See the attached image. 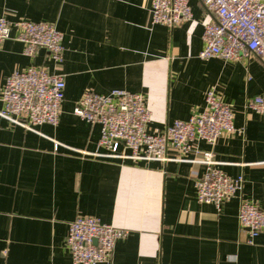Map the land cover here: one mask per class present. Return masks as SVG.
I'll list each match as a JSON object with an SVG mask.
<instances>
[{
	"label": "crops",
	"instance_id": "obj_1",
	"mask_svg": "<svg viewBox=\"0 0 264 264\" xmlns=\"http://www.w3.org/2000/svg\"><path fill=\"white\" fill-rule=\"evenodd\" d=\"M151 4L0 0V17L52 24L65 49L58 67L45 50L25 56L13 33L0 47V111L1 89L17 71L45 67L66 82L57 127L27 130L0 117V264H74L69 225L85 216L128 232L109 264H264V232L248 243L239 195L220 210L198 201L196 179L206 166L194 155L183 162L135 160L123 149L114 155L100 148V127L74 115L88 92L126 90L144 95L149 130L159 134L201 113L215 88L242 132L200 149L213 150L224 174L243 176L242 198L264 210V116L246 108L264 97V65L202 61L209 18L199 0H189L193 21L174 29L152 25Z\"/></svg>",
	"mask_w": 264,
	"mask_h": 264
},
{
	"label": "built area",
	"instance_id": "obj_2",
	"mask_svg": "<svg viewBox=\"0 0 264 264\" xmlns=\"http://www.w3.org/2000/svg\"><path fill=\"white\" fill-rule=\"evenodd\" d=\"M209 21L204 25L202 61L221 59L227 63L256 60L264 65V0H199ZM152 25L174 29L193 21L189 0H152ZM15 34L24 45V55L34 58L40 50L60 66L64 61L63 34L52 24L0 17V47ZM66 82L61 74L45 67H29L6 79L1 89L3 109L0 117L27 130L51 125L57 127L63 113ZM247 110L264 116V97L247 103ZM74 115L91 126L100 127V148L118 155L129 151L135 160L183 162L190 155L206 166L196 179L198 201L214 205L241 198L239 223L248 234V243L264 232V210L242 198L243 176L232 178L217 166L213 150L203 151L200 144L214 148L223 138L241 133L235 127V113L215 88L205 94V109L194 112L188 121L176 120L164 132L151 133L152 112L144 95L114 90L108 95L86 93ZM58 148V145H56ZM124 153V152H123ZM128 232L104 224L94 217H78L69 225L67 247L74 264L112 263L116 243Z\"/></svg>",
	"mask_w": 264,
	"mask_h": 264
}]
</instances>
